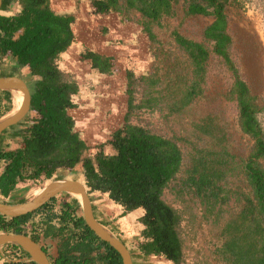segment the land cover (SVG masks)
I'll return each instance as SVG.
<instances>
[{"label":"rangeland","instance_id":"obj_1","mask_svg":"<svg viewBox=\"0 0 264 264\" xmlns=\"http://www.w3.org/2000/svg\"><path fill=\"white\" fill-rule=\"evenodd\" d=\"M91 1L52 0L55 13L75 17L74 42L64 52L66 57L59 56L57 65L66 81L79 86L78 94L73 97L77 108L70 113L75 121L74 130L90 147L82 158H93L100 150L107 156L115 154L108 142L125 124L128 90H132L136 108L131 111L128 123L179 146L182 167L178 179H185L188 173L197 177L204 173L215 182L213 187L207 185L206 192L203 190L200 195L195 187L179 184L180 180L170 182L165 190L167 203L182 215L179 228L183 243L181 264H225L216 249L233 236L235 226L238 225L240 231L243 229L241 210L246 198L254 197L246 163L251 160L264 171V155L253 157L257 140L241 128L237 94L232 93L239 80L247 85L258 107V138L264 140V0L227 2L222 24L213 31L219 38H225L224 56L216 52L217 39L209 35L218 18L188 15L189 3L193 0H172L169 12L163 13L158 20L146 18L139 10L128 7L125 0H117L104 13L96 12ZM14 6L17 11L21 8L16 3ZM180 38L201 44L208 51V58L203 65L204 81L199 84L201 94L194 96L181 112L170 113L165 107L167 100L174 95L181 99L194 82L200 81L202 73L193 57L181 46ZM88 51L112 58V73L103 75L93 70L91 63L83 58ZM127 73H130V82ZM35 77V81H40ZM27 81L31 92L35 93L34 77L27 75ZM156 97L166 99L157 106H149ZM14 100L12 98L13 105ZM42 116L31 108L21 131ZM14 142H19L18 149L23 145L21 138ZM2 169L0 165V171ZM57 171H60L58 178L66 176V179L85 182L82 163L74 168L72 175L64 168ZM43 176L32 181L33 188L40 190L54 182ZM213 188L215 197L210 196ZM34 196L33 192L27 198L31 200ZM92 197L97 198L93 194ZM98 197L95 217L100 220L98 213L103 211L107 228L124 241L133 264H173L163 256H144L139 250L144 241V226L140 223L144 212L125 215L123 207L105 196ZM72 199L64 194L56 196L50 203L53 210L49 206L30 218L28 234L42 239L48 226L46 216L51 211L60 213L63 203H70ZM0 200L4 197L0 196ZM242 232L235 234L242 235ZM226 235L229 236L226 238ZM52 251L48 248L53 262ZM20 256L21 252L15 248L4 246L0 249V264L17 261Z\"/></svg>","mask_w":264,"mask_h":264},{"label":"trees","instance_id":"obj_2","mask_svg":"<svg viewBox=\"0 0 264 264\" xmlns=\"http://www.w3.org/2000/svg\"><path fill=\"white\" fill-rule=\"evenodd\" d=\"M11 1L18 3L21 11L12 17L0 15V58L10 54L21 67H29L32 76L40 78L32 95L31 108L43 116L29 128L16 132L17 137L23 141L19 149L13 152L0 151V164H4V171L0 175V196L8 197L20 181H36L42 175L49 180L58 169H74L82 163L90 194H107L111 201L124 208L125 215L138 209L144 211L140 218V223L144 226V241L139 245L141 253L144 256H163L173 264H181L183 243L179 228L182 215L167 203L165 190L170 182L180 180L179 184L195 187L200 195L203 190L206 192L207 185L213 187L215 182L210 181L208 174V178L204 173L197 177L194 173L189 174L188 170L185 171L188 177L178 179L182 167L179 146L128 123L131 111L136 108L132 90H128L125 124L113 133L112 140L108 142L115 154L107 156L100 150L93 158H82L90 147L74 130L75 121L67 113L69 109L77 108L73 97L78 94L79 86L66 81L57 65L59 56L74 42L72 25L75 17L55 13L50 7V0H4L3 11ZM171 1L125 0V3L128 7L139 10L146 18L158 20L163 13L169 12ZM228 1L230 0H193L187 9L188 15H214L218 18L209 30V35L217 39L216 52L223 56L226 54L223 44L225 38H219L213 31L220 28ZM116 3L117 0L91 1L98 13L108 12ZM19 31H22V35L14 39ZM181 42V46L193 57L202 73L199 75L200 81L194 82L181 99L178 100L174 95L167 100L165 107L170 113L181 112L189 106L194 96L201 94L199 84L204 81L203 65L208 58V51L201 44L184 39ZM83 58L100 74L112 73V58L93 51L83 54ZM127 74L130 82V73ZM232 93L237 94L241 128L257 140L253 157H261L264 155V140L258 138V107L244 82L239 80ZM5 96L8 102H12L11 93L5 92ZM159 98L156 97L149 106H157L166 99ZM9 107H3L0 101V119L13 109L12 106ZM245 170L251 179L254 197L246 198V205L240 213L243 234L236 235L241 231L238 225L233 226V236L226 235V238L229 236L228 239L216 249L225 264H264V171L251 160L246 163ZM213 190L214 188L210 196L215 197ZM54 201L55 199L35 213L19 218L11 219L0 215V233L27 235L30 218L49 206L53 210L50 203ZM80 212L79 202L72 199L70 203H63L60 213L53 211L48 216L44 237L60 238L58 257L53 264H123L118 252L98 239L88 228ZM34 240L38 241V238ZM13 248L20 250L21 256L19 260L8 264H37L22 260L21 258L29 256L20 247Z\"/></svg>","mask_w":264,"mask_h":264},{"label":"water","instance_id":"obj_3","mask_svg":"<svg viewBox=\"0 0 264 264\" xmlns=\"http://www.w3.org/2000/svg\"><path fill=\"white\" fill-rule=\"evenodd\" d=\"M2 0H0V11ZM20 92L24 96L21 110L5 119L0 120V135L7 129L18 125L28 115L32 104V93L27 83L17 76L0 78V92ZM68 194L75 197L81 206L82 217L88 228L100 239L115 249L122 258L123 264H133L132 256L127 246L119 240L108 228L99 223L94 215L91 199L85 184L75 180H58L44 187L39 194L28 202L11 205L0 201V215L7 218H19L35 213L49 203L56 196ZM81 197V200L77 198ZM5 245L20 247L29 256L30 262L37 264H51L43 247L31 237L24 234L0 233V248Z\"/></svg>","mask_w":264,"mask_h":264},{"label":"crops","instance_id":"obj_4","mask_svg":"<svg viewBox=\"0 0 264 264\" xmlns=\"http://www.w3.org/2000/svg\"><path fill=\"white\" fill-rule=\"evenodd\" d=\"M3 1L4 0H2V7H1L0 15L5 16V17H12L16 13L20 12V9H19V11H17V8L14 6L15 5V2L14 1H11L10 3H8V6L5 5V7H7V8H6V10L3 11L2 10L3 5H4L3 4L4 3ZM16 5H17V3H16ZM50 7L54 11V9H53L54 5L52 4V0H50ZM20 35H22V31H19L17 33V35L14 37V39H18L20 37ZM60 56L61 57L62 56H65L66 57L67 54L66 53H62ZM70 56H72V55H70ZM11 74H14V76H17V77L21 78L29 86L28 81H27V75L29 76V74H30L32 76L31 69L29 67H21V65H19L17 59H15L12 55L9 54V55H7V56H5L3 58H0V78L1 77H7V76H9ZM33 77H34V81H35V78L36 77L35 76H33ZM29 82L31 83L30 80H29ZM37 82L38 81H35L33 83V81H32L33 86H35V88H36ZM5 92L6 91H1L0 92V101L2 102V106L3 107H9V106L11 107L12 106L11 108H13V109H11L9 112H7L6 114H4V116L0 120L5 119V118H7V117H9V116H11V115L14 114L13 111H14V108H15V104L13 105V101L12 102H8L6 100ZM9 93H11V92H9ZM11 95H12V98H13V93H11ZM31 107H32V104H31ZM73 110L74 109H69L67 111V113H68L69 116H72L70 112H72ZM27 119H28V115L23 119V121L21 123H19L18 125H15V126L9 128V129L5 130L0 135V151H3V152H13V151H16L18 149L19 142H14V143H12V142L15 141V140H17L18 138H20V137H17L16 132L22 130L23 123L27 122ZM2 142H3V144H2ZM112 155H114V154H112ZM0 165H1V167H3L2 171H0V175H1L3 173V171H4V164L1 163ZM73 170L74 169H71V170L66 169V171H67L68 174L69 173L71 174V172L73 173ZM59 172L60 171H56L55 174L53 175V177L51 179H53L54 181L55 180L57 181L59 179H66L65 178L66 176L63 177V178H58ZM43 177H44V179H46L45 176H43ZM73 179L74 178L69 179V180H73ZM29 181L32 182V180L20 181L16 185V187L10 192V194L8 195V197H6V198L4 197L3 202L6 203V204H11V205H17L19 203L22 204V203H25V202H28L29 201L30 198L28 199L27 196H29L33 192L35 193V196L37 194H39L43 188L40 189V190H38V188H33L32 187L33 182L30 183ZM92 194H93V196L95 198L96 197L97 198H100L98 196H105L109 200V197H108L107 194H101L99 192L91 193L90 196L92 198V204H93L94 209H96V207H97L96 201L98 199L97 198L96 199H93ZM138 211H141L142 214L144 212L142 209H138L136 211H133V213H131L132 214L131 216H133L135 214V212H138ZM98 214H99L100 220L99 219H97V220L100 221V222H102L103 224H105V226L109 227L108 224L105 221V218H104L105 215H104L103 211L99 212ZM58 240H59V238H58ZM58 240L55 239V238H52V237H45L43 241L41 240L42 241L41 242V245L43 247H46V248L48 247L50 251L53 250L52 251V257L54 259L58 257V244H59V241ZM54 244H55V246H54ZM52 246H54V247H52Z\"/></svg>","mask_w":264,"mask_h":264},{"label":"clouds","instance_id":"obj_5","mask_svg":"<svg viewBox=\"0 0 264 264\" xmlns=\"http://www.w3.org/2000/svg\"><path fill=\"white\" fill-rule=\"evenodd\" d=\"M16 3V2H15ZM17 5L19 6V8H20V5L17 3ZM20 11H21V8H20ZM20 12H18V13H16L14 16H16V15H18ZM32 93V92H31ZM33 94V93H32ZM69 170H71V169H69ZM85 178V177H84ZM59 180H69V179H59ZM58 181V180H57ZM75 181H79V180H75ZM81 182V181H80ZM84 184H85V186H86V183L84 182ZM86 188L88 189V187L86 186ZM90 190L88 189V195H89V197H90V199H91V202H92V198H91V196H90ZM65 196H67L68 194H64ZM70 197H72V196H70V195H68V198H70ZM73 199H76L75 197H72ZM55 199V198H54ZM53 200V199H52ZM51 200V201H52ZM77 200V199H76ZM1 201V200H0ZM78 201V200H77ZM1 202H3V201H1ZM79 202V201H78ZM80 204V203H79ZM92 206H93V204H92ZM93 211H94V207H93ZM96 211V210H95ZM95 211H94V215H95ZM37 212V211H36ZM80 213H82V210H81V212ZM50 215V213L46 216V218L48 219V216ZM82 216V215H81ZM46 219V220H47ZM97 219V218H96ZM98 221V220H97ZM99 223H100V221H98ZM103 225V224H102ZM105 226V225H104ZM106 228H107V226H105ZM27 229H28V227H27ZM109 229V228H108ZM111 232H112V230H111ZM28 233H29V229H28ZM27 233V236H29V237H31L33 240H34V237H32V236H30L29 234ZM113 233V232H112ZM114 234V233H113ZM115 235V234H114ZM117 237V236H116ZM38 238V237H37ZM44 235L42 236V239L41 238H39L38 239V241H36L38 244H40L41 245V240L43 241L44 240ZM118 238V237H117ZM119 239V238H118ZM120 240V239H119ZM122 241V240H121ZM123 243H124V241H122ZM125 244V243H124ZM126 245V244H125ZM5 246H7V245H5ZM8 246H11V247H13V246H15V245H8ZM42 246V245H41ZM4 247V246H3ZM3 247H1V248H3ZM18 247V246H17ZM43 247V246H42ZM0 248V249H1ZM128 248V247H127ZM44 250H45V248H43ZM16 250H18V249H16ZM22 250V249H21ZM129 250V249H128ZM19 252H21L20 250H18ZM23 251V250H22ZM24 252V251H23ZM46 253H47V255H48V257H49V260H50V256H49V253H48V251H45ZM26 253V252H25ZM27 254V253H26ZM22 260H25V261H29V258H21ZM56 259V258H55ZM54 258H53V262H54V260H55ZM51 261V260H50ZM53 262L51 261V264H53Z\"/></svg>","mask_w":264,"mask_h":264},{"label":"bare ground","instance_id":"obj_6","mask_svg":"<svg viewBox=\"0 0 264 264\" xmlns=\"http://www.w3.org/2000/svg\"><path fill=\"white\" fill-rule=\"evenodd\" d=\"M13 99H15L14 100L15 108H14V111H13V113L15 114V113H17V112H19L21 110L25 99H24L23 94L20 93V92H14L13 93ZM77 198L79 200H81V197L77 196Z\"/></svg>","mask_w":264,"mask_h":264},{"label":"flooded vegetation","instance_id":"obj_7","mask_svg":"<svg viewBox=\"0 0 264 264\" xmlns=\"http://www.w3.org/2000/svg\"><path fill=\"white\" fill-rule=\"evenodd\" d=\"M34 238H36V237H34ZM40 240V239H39ZM59 242H60V238H59V240H58ZM42 242V241H41ZM59 245V244H58ZM43 248H45V251H48V247L46 248V247H43Z\"/></svg>","mask_w":264,"mask_h":264},{"label":"built area","instance_id":"obj_8","mask_svg":"<svg viewBox=\"0 0 264 264\" xmlns=\"http://www.w3.org/2000/svg\"><path fill=\"white\" fill-rule=\"evenodd\" d=\"M52 212H53V211H51V213H52ZM51 213H50V214H51Z\"/></svg>","mask_w":264,"mask_h":264}]
</instances>
